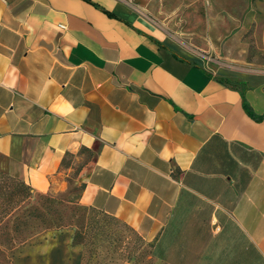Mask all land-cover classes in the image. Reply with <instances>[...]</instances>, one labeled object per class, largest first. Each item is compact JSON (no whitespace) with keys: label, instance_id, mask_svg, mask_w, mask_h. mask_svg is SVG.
<instances>
[{"label":"crops","instance_id":"crops-1","mask_svg":"<svg viewBox=\"0 0 264 264\" xmlns=\"http://www.w3.org/2000/svg\"><path fill=\"white\" fill-rule=\"evenodd\" d=\"M163 1L0 0V172L40 192L74 175L164 264H264V68L175 44ZM82 250L48 228L13 264Z\"/></svg>","mask_w":264,"mask_h":264},{"label":"rangeland","instance_id":"rangeland-1","mask_svg":"<svg viewBox=\"0 0 264 264\" xmlns=\"http://www.w3.org/2000/svg\"><path fill=\"white\" fill-rule=\"evenodd\" d=\"M166 38L199 49L211 67L247 71L264 68V0H164L151 16ZM66 159L64 164H68ZM82 184L67 176L31 201L50 210V222H36L12 246H0V264H13L14 251L41 231L72 229L82 245V264H164L149 241L118 219L79 202ZM11 249V251H8Z\"/></svg>","mask_w":264,"mask_h":264},{"label":"trees","instance_id":"trees-1","mask_svg":"<svg viewBox=\"0 0 264 264\" xmlns=\"http://www.w3.org/2000/svg\"><path fill=\"white\" fill-rule=\"evenodd\" d=\"M35 192L42 198L52 199L50 194L34 190L25 181L0 172V246L15 245L18 236L33 223L52 222V217H49L51 211L45 207L43 210L40 204L31 201Z\"/></svg>","mask_w":264,"mask_h":264},{"label":"built area","instance_id":"built-area-1","mask_svg":"<svg viewBox=\"0 0 264 264\" xmlns=\"http://www.w3.org/2000/svg\"><path fill=\"white\" fill-rule=\"evenodd\" d=\"M60 26H61V27H65V25H64V24H60Z\"/></svg>","mask_w":264,"mask_h":264}]
</instances>
